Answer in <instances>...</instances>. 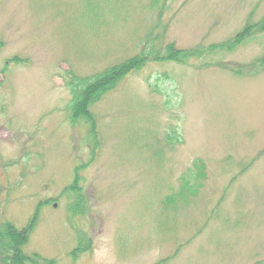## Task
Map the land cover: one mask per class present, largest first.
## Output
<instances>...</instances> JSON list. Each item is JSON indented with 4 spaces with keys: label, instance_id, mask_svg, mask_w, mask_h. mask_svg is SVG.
Returning a JSON list of instances; mask_svg holds the SVG:
<instances>
[{
    "label": "rangeland",
    "instance_id": "rangeland-1",
    "mask_svg": "<svg viewBox=\"0 0 264 264\" xmlns=\"http://www.w3.org/2000/svg\"><path fill=\"white\" fill-rule=\"evenodd\" d=\"M263 19L264 0H0V226L33 221L24 255L264 264ZM169 45L198 51L152 60ZM137 56L93 131L70 119L73 76Z\"/></svg>",
    "mask_w": 264,
    "mask_h": 264
},
{
    "label": "trees",
    "instance_id": "trees-1",
    "mask_svg": "<svg viewBox=\"0 0 264 264\" xmlns=\"http://www.w3.org/2000/svg\"><path fill=\"white\" fill-rule=\"evenodd\" d=\"M258 24L259 27L256 25L254 27L246 26L230 41L220 45H215L212 52L223 53L224 51H227V49L231 50L233 47L235 48L239 43L252 35L253 32H250L248 29L257 27L258 29L256 30L263 31L264 19ZM197 51V49L186 51L179 50L174 48L172 45H169L165 56L162 57V55L160 56L158 52H155L152 54V60L160 61L167 59L174 62H182L187 58L195 56ZM201 54L202 53L199 52L198 56ZM147 61L148 58L146 56H137L88 78L80 79L73 76L71 81L68 83V90L71 94L70 119L75 122L83 121L84 123L90 125L93 131V116L89 111L90 106L95 103L101 95L114 88L116 84L127 74L143 67ZM262 63L264 62L262 61ZM237 71H239V69ZM76 181L77 179L73 181L71 187L67 190L75 194L76 198L74 199V207L79 208L81 207L80 201L83 200V197L81 196L82 189ZM32 226L33 221H31L26 228L22 229L15 228L9 222L1 224L0 264H25L27 261H30L32 264H54L53 261L39 259L37 255H33L32 257L24 255L22 247L27 241L30 232L29 230Z\"/></svg>",
    "mask_w": 264,
    "mask_h": 264
}]
</instances>
